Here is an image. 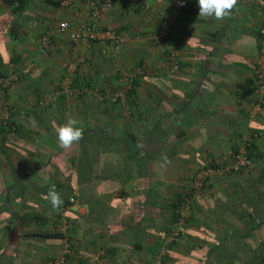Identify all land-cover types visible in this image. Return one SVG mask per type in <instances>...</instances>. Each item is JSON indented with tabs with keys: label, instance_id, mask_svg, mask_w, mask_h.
<instances>
[{
	"label": "crops",
	"instance_id": "obj_1",
	"mask_svg": "<svg viewBox=\"0 0 264 264\" xmlns=\"http://www.w3.org/2000/svg\"><path fill=\"white\" fill-rule=\"evenodd\" d=\"M183 1L115 0L100 24L130 35L121 49L97 41L70 49L67 34H55L44 55L48 28L59 20L78 27L87 16L46 0L16 13L0 0V72L16 75L10 92L0 90V264H48L67 246L65 264H264L256 210L264 201V101L255 119L249 113L264 2L238 0L217 21L199 17L198 0ZM166 19L172 27L158 39ZM171 50L180 62L174 72ZM83 55L70 77L85 91L71 94L67 65ZM142 62L146 73L129 97L123 76ZM95 88L120 97L111 102ZM69 118L121 139L103 147L107 161L89 159L86 141L60 147L56 129ZM246 143L252 167L211 178L193 198L184 234L170 241L185 182L203 167L228 165ZM51 187L62 199L57 209ZM47 232L63 235H40Z\"/></svg>",
	"mask_w": 264,
	"mask_h": 264
},
{
	"label": "built area",
	"instance_id": "obj_2",
	"mask_svg": "<svg viewBox=\"0 0 264 264\" xmlns=\"http://www.w3.org/2000/svg\"><path fill=\"white\" fill-rule=\"evenodd\" d=\"M115 0H62L61 4L65 7L73 9L76 14L84 13L90 22H84L80 26L72 25L67 20H59L55 26L48 28L42 35L41 42V53L48 55L56 46V41L53 35L55 34H67L68 36V47L70 49H76L79 45H87L91 41L97 42H110L113 44L116 50L130 40V35L126 32H120L113 28H105L100 24V20L106 15V13L113 8ZM185 2L183 1L184 8ZM172 27V23L169 19H166L163 24V28L159 31L157 36L158 39H162ZM259 45H258V58L256 60L254 68L255 84L253 86V95L249 98L251 102L250 116L255 119L257 113L262 110L264 101V5L262 7V18L259 26ZM168 65L172 72L180 69V62L177 54L174 50H171ZM87 62V56H79L77 60L69 62L67 65V71L69 72V78L67 83L69 84L71 91L70 93H82L85 91L81 87H72L73 81L71 75L77 68V66ZM148 67L147 62H142L136 65L129 73L124 74L123 81L129 88L134 85L135 79L146 73ZM16 81V75L14 73H8L7 75L0 77V90L10 92ZM89 90V88H86ZM86 90V91H87ZM97 96L101 98L107 97L111 102H116L120 97V94H111L109 92H103L99 88H95L93 91ZM8 114H6L4 120L7 124ZM249 143L241 145L237 152L232 155L231 161L224 167L219 166H207L199 169V171L190 179L185 182L187 187V194L180 201L176 211L179 214L177 222L171 227L168 238L170 241L177 240L184 234L183 225L186 224V220L192 214V201L193 198L201 193L206 186L207 182L217 175H224L232 171H238L243 168L252 167V160L249 156L247 145ZM73 204L77 202L75 196L70 198ZM65 212V210H62ZM71 252L69 246L65 248V252L50 260L48 264H65L67 262V253Z\"/></svg>",
	"mask_w": 264,
	"mask_h": 264
},
{
	"label": "trees",
	"instance_id": "obj_3",
	"mask_svg": "<svg viewBox=\"0 0 264 264\" xmlns=\"http://www.w3.org/2000/svg\"><path fill=\"white\" fill-rule=\"evenodd\" d=\"M6 4L8 5H14V11L16 13H20L22 10L25 9L27 3L29 2V0H3ZM48 3L54 4V5H60L62 0H46ZM79 66H77L76 70L78 69ZM75 70V72H76ZM7 75V73H1L0 72V77ZM138 79V78H137ZM135 79L134 81V85L128 89V96L129 97H133L135 95V89L138 83V80ZM73 87H76V83L73 81ZM88 88H90V86L87 85ZM118 101V100H117ZM12 124H14L12 121L10 122V125L8 127H10ZM13 128V126H12ZM11 128V129H12ZM104 127H101L100 129H92V128H88L86 131H84V135L83 138L80 140V143L83 144L84 141H86V145L89 148L86 152L87 155L89 156V159H92V161H97V162H102V161H107L108 159H105L104 157L106 155L103 154V147L107 144H117L118 142H120L121 139H115L114 137L110 136V134L108 132H106L104 129ZM99 156V157H98ZM184 198V196L180 197L177 202H175L174 204V221H173V225L177 222L178 220V213L176 211L177 207L179 206L180 201ZM260 207L256 208V210L259 212V214H261V218L264 219V215L262 214V211H264V201H260ZM69 205H73V202H71V200L65 201L63 203V208H61L62 210H65L67 206ZM254 214L252 212H250V216L255 219V223L258 224L261 219H260V215ZM188 220V219H187ZM186 220V222H187ZM261 223V222H260ZM171 225V227L173 226ZM171 227L169 228L168 231H170ZM44 237H59L62 236V233H54V232H47V233H42L40 234ZM176 241V240H174Z\"/></svg>",
	"mask_w": 264,
	"mask_h": 264
},
{
	"label": "clouds",
	"instance_id": "obj_4",
	"mask_svg": "<svg viewBox=\"0 0 264 264\" xmlns=\"http://www.w3.org/2000/svg\"><path fill=\"white\" fill-rule=\"evenodd\" d=\"M261 2H264V0H261ZM178 3L183 6V0H178ZM237 4L238 0H198L199 17L222 21L231 16ZM78 123L76 119L69 118L65 124L56 129L58 143L61 148L70 149L73 144L83 138L84 129L78 127ZM47 195L52 207L54 209L59 208L62 199L56 188H49Z\"/></svg>",
	"mask_w": 264,
	"mask_h": 264
}]
</instances>
